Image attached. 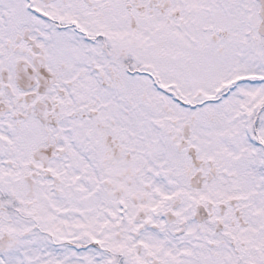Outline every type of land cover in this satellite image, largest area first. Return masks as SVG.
Listing matches in <instances>:
<instances>
[{"label":"snow or ice","instance_id":"obj_1","mask_svg":"<svg viewBox=\"0 0 264 264\" xmlns=\"http://www.w3.org/2000/svg\"><path fill=\"white\" fill-rule=\"evenodd\" d=\"M0 264H264V0H0Z\"/></svg>","mask_w":264,"mask_h":264}]
</instances>
